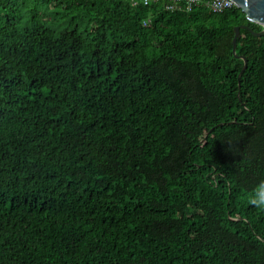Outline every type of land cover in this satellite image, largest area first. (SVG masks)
I'll return each instance as SVG.
<instances>
[{"label":"trees","instance_id":"obj_1","mask_svg":"<svg viewBox=\"0 0 264 264\" xmlns=\"http://www.w3.org/2000/svg\"><path fill=\"white\" fill-rule=\"evenodd\" d=\"M165 3L0 0V264H264L263 26Z\"/></svg>","mask_w":264,"mask_h":264},{"label":"water","instance_id":"obj_2","mask_svg":"<svg viewBox=\"0 0 264 264\" xmlns=\"http://www.w3.org/2000/svg\"><path fill=\"white\" fill-rule=\"evenodd\" d=\"M233 1L236 7L240 8L243 12H245L250 20L263 26V29L261 31H255L249 25H239L234 28L235 36L233 39V53L235 54L236 57H241L237 54V43L239 37L241 36V28L244 27L248 29L254 36L257 37L264 35V0H233ZM244 60H245V64L242 72L245 71V69L248 66V60L246 58H244Z\"/></svg>","mask_w":264,"mask_h":264},{"label":"built area","instance_id":"obj_3","mask_svg":"<svg viewBox=\"0 0 264 264\" xmlns=\"http://www.w3.org/2000/svg\"><path fill=\"white\" fill-rule=\"evenodd\" d=\"M134 4L142 1L144 4L158 0H132ZM165 9L169 11L192 10L195 7H204L212 13H222L236 7L233 0H165ZM150 18L144 21L147 25Z\"/></svg>","mask_w":264,"mask_h":264},{"label":"rangeland","instance_id":"obj_4","mask_svg":"<svg viewBox=\"0 0 264 264\" xmlns=\"http://www.w3.org/2000/svg\"><path fill=\"white\" fill-rule=\"evenodd\" d=\"M51 9H52V7H51ZM20 13H21V11L19 12V14H20ZM19 14H18V16H19ZM52 15H53V13H51V14L49 15V17H48L50 20L53 19V16H52Z\"/></svg>","mask_w":264,"mask_h":264}]
</instances>
